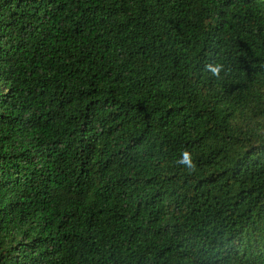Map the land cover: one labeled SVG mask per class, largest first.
Wrapping results in <instances>:
<instances>
[{
	"label": "trees",
	"instance_id": "obj_1",
	"mask_svg": "<svg viewBox=\"0 0 264 264\" xmlns=\"http://www.w3.org/2000/svg\"><path fill=\"white\" fill-rule=\"evenodd\" d=\"M0 264H264V0H0Z\"/></svg>",
	"mask_w": 264,
	"mask_h": 264
},
{
	"label": "clouds",
	"instance_id": "obj_2",
	"mask_svg": "<svg viewBox=\"0 0 264 264\" xmlns=\"http://www.w3.org/2000/svg\"><path fill=\"white\" fill-rule=\"evenodd\" d=\"M209 68H211L213 75L215 76H219L220 71L222 70V66L221 65H208ZM179 163L184 164L185 166L189 167V168H193L195 167L193 161H192V157L191 154L188 152H184L182 153L181 156V160L179 161Z\"/></svg>",
	"mask_w": 264,
	"mask_h": 264
}]
</instances>
